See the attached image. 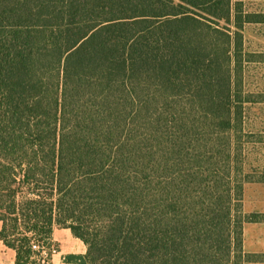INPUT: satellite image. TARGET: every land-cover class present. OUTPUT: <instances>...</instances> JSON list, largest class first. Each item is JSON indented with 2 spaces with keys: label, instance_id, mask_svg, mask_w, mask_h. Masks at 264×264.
Instances as JSON below:
<instances>
[{
  "label": "trees",
  "instance_id": "trees-1",
  "mask_svg": "<svg viewBox=\"0 0 264 264\" xmlns=\"http://www.w3.org/2000/svg\"><path fill=\"white\" fill-rule=\"evenodd\" d=\"M242 0H0V240L35 264H245ZM251 256V255H250Z\"/></svg>",
  "mask_w": 264,
  "mask_h": 264
},
{
  "label": "rangeland",
  "instance_id": "rangeland-1",
  "mask_svg": "<svg viewBox=\"0 0 264 264\" xmlns=\"http://www.w3.org/2000/svg\"><path fill=\"white\" fill-rule=\"evenodd\" d=\"M246 11L264 12V0H242ZM240 59L239 95L241 99L264 100V23L245 24ZM243 146L244 169L254 181L243 186L241 209L247 221L242 228V248L249 259L264 264V101L244 104V126L237 135ZM1 228V223H0ZM35 264H64L67 254H83L82 242L61 226L53 225L47 241H34ZM251 255V256H250ZM0 264H15V252L0 240Z\"/></svg>",
  "mask_w": 264,
  "mask_h": 264
},
{
  "label": "crops",
  "instance_id": "crops-1",
  "mask_svg": "<svg viewBox=\"0 0 264 264\" xmlns=\"http://www.w3.org/2000/svg\"><path fill=\"white\" fill-rule=\"evenodd\" d=\"M1 223V222H0ZM68 231H69V233L71 234V231L68 229V228H66ZM76 238V237H75ZM76 239H78V238H76ZM79 240V239H78ZM80 242H82L81 240H79ZM82 244H83V242H82ZM83 247H84V250L82 251V253L84 254L85 253V251H86V246L83 244ZM64 258V257H63Z\"/></svg>",
  "mask_w": 264,
  "mask_h": 264
}]
</instances>
